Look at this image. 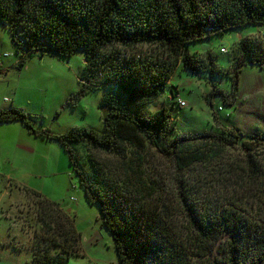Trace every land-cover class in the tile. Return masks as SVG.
<instances>
[{"label":"trees","instance_id":"1","mask_svg":"<svg viewBox=\"0 0 264 264\" xmlns=\"http://www.w3.org/2000/svg\"><path fill=\"white\" fill-rule=\"evenodd\" d=\"M248 24L264 33V0H0V25L22 53L18 66L34 54L83 50L79 95L107 88L102 131L83 126L55 135L14 107L0 110V125L19 122L60 143L87 201L99 206L119 264H264V135L227 127L179 133L169 104L178 93L166 95L182 67L208 73L214 91L233 103L243 67L264 70V40L241 38L232 47L230 94L213 82L227 73L215 55L191 54L186 45ZM163 94L167 107L150 111ZM151 150L163 159L160 169L150 164ZM22 189L35 199L37 220H27L34 235L26 264L84 256L74 218L39 191Z\"/></svg>","mask_w":264,"mask_h":264},{"label":"rangeland","instance_id":"2","mask_svg":"<svg viewBox=\"0 0 264 264\" xmlns=\"http://www.w3.org/2000/svg\"><path fill=\"white\" fill-rule=\"evenodd\" d=\"M262 30L259 25L248 24L194 40L186 45V49L197 56L207 51L215 55L216 63L227 73L216 75L213 82L218 89L230 94L233 89L230 51L241 38L264 40ZM221 47L227 48L228 52L222 53ZM17 49L9 29L0 25V53L11 54L0 57L4 65L11 66L16 59L20 60L22 53ZM18 64L0 72V110L20 108L34 117L32 124L36 129H47L55 135L83 126L98 131L104 129L99 103L107 88L79 95L86 64L83 50L71 56H58L51 52L34 54L21 67ZM101 72L103 74L104 71ZM239 77L238 92L233 103L229 104L214 91L208 73L197 76L180 67L172 80L180 85L177 99L184 100L186 106L169 102L175 131L182 134L221 133L227 127L238 129L245 135L256 132L264 135V70L247 64ZM15 96V104L8 102ZM165 97L163 94L150 103L149 110L154 112L166 108ZM5 127L0 126V132ZM33 137L40 139V151L21 152L15 146L17 133H14L7 135V144L12 149L9 152L11 161L7 162L6 151L0 155V264H26L31 259L34 229L27 220L32 217V224L37 222L31 204L35 199L23 189L19 194L14 186L9 187L8 175L14 183L19 180L28 183L30 179L56 198L66 199L73 205L74 211L70 215L81 234L84 256L72 257L68 264H119L113 239L102 225L99 206L87 201L60 143L41 136ZM238 154L241 152H233V156ZM149 156L152 168L160 169L159 162L163 159L153 150ZM61 164L66 167L62 168ZM162 171L170 176L173 168L165 164Z\"/></svg>","mask_w":264,"mask_h":264},{"label":"crops","instance_id":"3","mask_svg":"<svg viewBox=\"0 0 264 264\" xmlns=\"http://www.w3.org/2000/svg\"><path fill=\"white\" fill-rule=\"evenodd\" d=\"M3 59L0 60V72L7 70L8 68L12 67V66H16L17 63H19L20 60H15V62L9 66V65H4L3 64ZM175 75V74H174ZM174 75L172 76V78L168 81V86H170V89H167L166 95L167 97L171 96L172 92L175 91L177 93H179L178 90H180V85L178 83H175L172 79L174 77ZM191 78V77H189ZM177 88V89H176ZM165 95V96H166ZM167 97H165L166 102L170 101V99ZM8 102L15 104L16 103V96L14 97L13 100L9 99ZM5 107V104H4ZM0 126H6L4 131L0 132V155H2L3 151H6L8 154L6 155V159L7 162L11 161V156L9 154V152L12 150L10 148L11 145L7 144V135H12L14 133H17V142L16 145L17 148L21 149V152H26V153H34L36 151H40V147H41V143H40V139H37V137H33L35 136L33 133L29 132L22 124H20L19 122H13V123H8V124H1ZM62 168H65L66 165L65 164H61ZM39 172H41L39 170ZM10 175H8V180H9V187H15V189L18 190L19 194L21 193L19 190L22 189V187H28L31 186L33 190L39 191L40 193H42L43 195H45L46 197H48L49 199L58 202L60 201V205L61 207L70 215V213H72L74 211V207L73 205L70 204V202H68V200L66 199H62V198H56L54 196V194H52L51 192H47L45 189H42L38 184H33V182L29 179L27 182L28 183H24L23 181L19 180L17 182L14 183V181L9 178ZM21 196V195H20ZM72 200H74V197L71 198Z\"/></svg>","mask_w":264,"mask_h":264},{"label":"built area","instance_id":"4","mask_svg":"<svg viewBox=\"0 0 264 264\" xmlns=\"http://www.w3.org/2000/svg\"><path fill=\"white\" fill-rule=\"evenodd\" d=\"M220 50H221L222 53H227L228 52L227 48H221ZM9 56H11V54L9 52L0 53V57H9ZM177 101H178L180 106H186V102L184 100L179 98V99H177Z\"/></svg>","mask_w":264,"mask_h":264}]
</instances>
